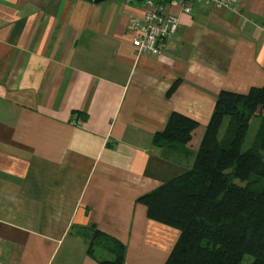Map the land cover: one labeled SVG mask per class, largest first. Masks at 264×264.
Masks as SVG:
<instances>
[{
    "label": "crops",
    "instance_id": "0c3cea01",
    "mask_svg": "<svg viewBox=\"0 0 264 264\" xmlns=\"http://www.w3.org/2000/svg\"><path fill=\"white\" fill-rule=\"evenodd\" d=\"M142 6L0 0V264H100L111 238L123 264H164L178 230L138 197L191 167L220 90L264 84V0L165 1L178 28L158 55L131 44ZM172 111L198 122L183 150L153 141Z\"/></svg>",
    "mask_w": 264,
    "mask_h": 264
},
{
    "label": "trees",
    "instance_id": "16d2710c",
    "mask_svg": "<svg viewBox=\"0 0 264 264\" xmlns=\"http://www.w3.org/2000/svg\"><path fill=\"white\" fill-rule=\"evenodd\" d=\"M253 117L260 123L243 150ZM197 126L172 111L153 141L183 150ZM138 202L149 219L178 230L164 264H264V84L246 92L220 90L191 167L140 195ZM88 234L93 256V244L104 243L100 237L108 235L98 229ZM109 243L115 245L114 256L99 263L123 264L124 244L115 238Z\"/></svg>",
    "mask_w": 264,
    "mask_h": 264
},
{
    "label": "built area",
    "instance_id": "2783aa9c",
    "mask_svg": "<svg viewBox=\"0 0 264 264\" xmlns=\"http://www.w3.org/2000/svg\"><path fill=\"white\" fill-rule=\"evenodd\" d=\"M94 2L95 0H88ZM167 0H144L139 16H131L128 29L131 31V44L137 55H158L160 47L178 28V15L164 10ZM176 3L180 11L192 12L194 5L207 4L219 8H235L240 0H169Z\"/></svg>",
    "mask_w": 264,
    "mask_h": 264
},
{
    "label": "rangeland",
    "instance_id": "374dc122",
    "mask_svg": "<svg viewBox=\"0 0 264 264\" xmlns=\"http://www.w3.org/2000/svg\"><path fill=\"white\" fill-rule=\"evenodd\" d=\"M225 122H226V119H224L223 121V125L221 126L220 128V133L221 131L223 130L224 128V125H225ZM259 123H260V118L258 117H253L250 121V124H249V127H248V130H247V133H246V136H245V139H244V142H243V145H242V149H246L250 146L252 140H253V137L257 131V128L259 126ZM236 182H238L239 180L235 179ZM96 245V244H94ZM94 251H96V254L97 255H100L101 251L99 248L96 247V249L94 248ZM246 259L250 260L251 257L250 256H246Z\"/></svg>",
    "mask_w": 264,
    "mask_h": 264
},
{
    "label": "water",
    "instance_id": "95a60500",
    "mask_svg": "<svg viewBox=\"0 0 264 264\" xmlns=\"http://www.w3.org/2000/svg\"><path fill=\"white\" fill-rule=\"evenodd\" d=\"M104 1H107V0H95L94 3H101V2H104ZM133 1H144V0H133ZM84 236H86L87 238L91 239V237L89 236L88 237V233H83Z\"/></svg>",
    "mask_w": 264,
    "mask_h": 264
}]
</instances>
